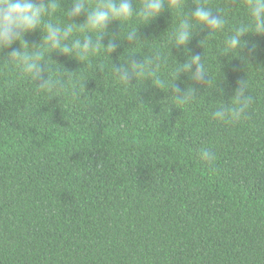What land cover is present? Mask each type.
Masks as SVG:
<instances>
[{"label": "trees", "instance_id": "trees-1", "mask_svg": "<svg viewBox=\"0 0 264 264\" xmlns=\"http://www.w3.org/2000/svg\"><path fill=\"white\" fill-rule=\"evenodd\" d=\"M52 2L41 30L23 37L33 47H11L43 52L62 89L38 88L3 60L11 49L0 52V264H264V34L249 32L239 54H223L235 29L253 23L248 0H203L225 26L209 35L197 26L184 47L171 34L199 0L147 23L137 13L112 21L101 42L117 38L116 50L101 45L83 61L42 39L48 23H71L68 43L96 36L76 24L86 12L75 23L64 10L70 0ZM141 3L133 0L137 12ZM136 28L140 40L129 43L123 37ZM157 52L165 84L177 63L201 56L209 83L191 103L146 72L130 84L112 72ZM241 80L252 97L246 115L218 121L213 113L235 104ZM174 83L192 81L181 73ZM203 148L216 154L211 165L198 158Z\"/></svg>", "mask_w": 264, "mask_h": 264}, {"label": "clouds", "instance_id": "clouds-1", "mask_svg": "<svg viewBox=\"0 0 264 264\" xmlns=\"http://www.w3.org/2000/svg\"><path fill=\"white\" fill-rule=\"evenodd\" d=\"M194 4V9L188 12V15L182 18L173 30L171 34L172 45L177 47L186 46L194 33L193 29L197 26L206 28L208 35L210 31L224 28L226 19L218 11H216V15H213L212 8L205 7L203 0H199V2ZM170 8H175L178 11L182 10L181 0H142L138 12L134 7L133 0H97L92 7H89L86 0H70V6L64 8L67 14L66 17L69 18V21L75 22V18L86 12L85 20L82 23H75L84 25L85 27L82 30L85 33L95 32V38L91 34H86L83 38H78L68 43L73 33L72 24L69 23L60 27L48 23L44 25L47 32L42 39L47 41L48 47L52 51H59L75 59L79 57L81 61L85 57L99 52L101 45L109 55L118 47V39L116 38L114 42L112 37L109 39L108 44L104 45L101 42V37L107 33L108 25L112 21H117L120 24V21H127L132 18L134 13H137L147 23L165 9L169 10ZM248 8L253 23L242 24L235 29L234 33L226 41L227 51L223 54L233 53V50L239 54L247 45V41L242 40L241 37L249 32L264 34V0H248ZM55 9L56 4L52 0H0V52L11 49L7 51L3 60L21 68L33 84L39 81L38 84H35L38 88L59 91L64 87L63 82L52 78L48 74V66L42 63L44 61L43 52L38 50L23 51L21 46L18 48L11 47L17 41L19 43L24 41L25 45L32 48L33 46L30 47L23 37L32 30H41L40 25L43 24V18L49 14H54ZM123 38H126L129 43L135 44L137 40H140L137 28L135 31H128ZM255 47V44L248 47L249 56L255 52ZM190 57L191 59L187 60V62L177 63L175 71L172 73L174 78L170 77V83L168 84H165V81L161 79L157 71L162 62L161 55L158 52L153 57L139 61L129 56L123 63L115 66L111 65V69L118 78L126 83H129L130 79H136L138 75L146 72L150 80L155 77L156 84H152L156 88L162 89V87H166L167 90H171V96L174 95L179 103L189 104L197 95V86L209 83L208 72L201 61V56L192 55ZM193 66H195L194 71L192 70ZM181 73L188 76L192 81L191 85L181 88L174 83L180 78ZM234 95L235 104L231 107L222 105L217 108L213 113L215 119L222 122L239 121L246 115L252 103V97L248 94L244 80L238 81ZM198 158L201 162L211 165L216 159V154L207 148H203L199 152Z\"/></svg>", "mask_w": 264, "mask_h": 264}]
</instances>
